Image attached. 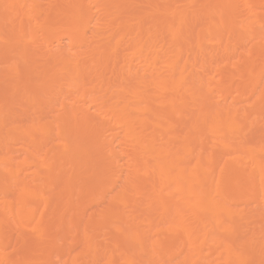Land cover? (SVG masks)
<instances>
[{
    "label": "bare ground",
    "instance_id": "obj_1",
    "mask_svg": "<svg viewBox=\"0 0 264 264\" xmlns=\"http://www.w3.org/2000/svg\"><path fill=\"white\" fill-rule=\"evenodd\" d=\"M0 264H264V0H0Z\"/></svg>",
    "mask_w": 264,
    "mask_h": 264
}]
</instances>
